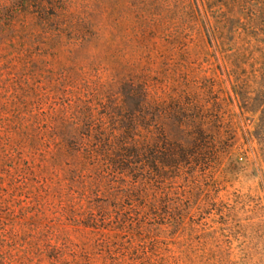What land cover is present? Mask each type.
<instances>
[{
	"label": "rangeland",
	"instance_id": "rangeland-1",
	"mask_svg": "<svg viewBox=\"0 0 264 264\" xmlns=\"http://www.w3.org/2000/svg\"><path fill=\"white\" fill-rule=\"evenodd\" d=\"M218 1L213 40L193 0H0V264H264V34Z\"/></svg>",
	"mask_w": 264,
	"mask_h": 264
},
{
	"label": "trees",
	"instance_id": "trees-1",
	"mask_svg": "<svg viewBox=\"0 0 264 264\" xmlns=\"http://www.w3.org/2000/svg\"><path fill=\"white\" fill-rule=\"evenodd\" d=\"M218 0H193V4L196 7L201 23L207 31V35L216 39V30L212 27L209 20V12L215 6ZM228 11L233 13V8L238 11L235 20L240 21L244 18L245 29L258 31L264 34V0H227L224 5ZM221 14H225L221 12ZM217 46V45H216Z\"/></svg>",
	"mask_w": 264,
	"mask_h": 264
}]
</instances>
